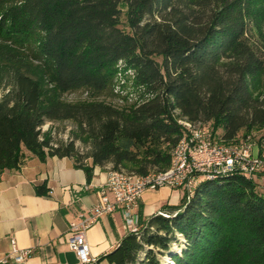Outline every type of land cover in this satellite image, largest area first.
<instances>
[{
  "label": "trees",
  "instance_id": "1",
  "mask_svg": "<svg viewBox=\"0 0 264 264\" xmlns=\"http://www.w3.org/2000/svg\"><path fill=\"white\" fill-rule=\"evenodd\" d=\"M263 20L264 0H0V179L26 151L74 158L88 180L110 164L165 170L181 117L220 127L214 135L227 144L264 130V39L250 35ZM120 62L133 71L136 100L116 91ZM65 121L88 152L45 129ZM163 211L101 259L264 264V195L248 175L202 179Z\"/></svg>",
  "mask_w": 264,
  "mask_h": 264
},
{
  "label": "crops",
  "instance_id": "2",
  "mask_svg": "<svg viewBox=\"0 0 264 264\" xmlns=\"http://www.w3.org/2000/svg\"><path fill=\"white\" fill-rule=\"evenodd\" d=\"M108 168L97 166L92 180L75 166L74 158L48 156L42 161L29 151L20 169L7 170L0 179V264H60V255L70 251V222L100 200ZM45 185L46 194L38 193ZM182 192L170 187L147 190L140 200L139 225L164 209L180 202ZM131 232L121 210L105 215L86 232L96 264ZM32 253L24 262L3 259L11 251V239Z\"/></svg>",
  "mask_w": 264,
  "mask_h": 264
},
{
  "label": "built area",
  "instance_id": "3",
  "mask_svg": "<svg viewBox=\"0 0 264 264\" xmlns=\"http://www.w3.org/2000/svg\"><path fill=\"white\" fill-rule=\"evenodd\" d=\"M183 133L171 152L167 169L140 174L126 169L108 168V177L100 190V200L93 207L70 222L69 247L74 251L77 264H96L91 254L87 230L105 215L121 210L131 232H138L140 200L147 190L170 187L190 194L202 179H214L230 172H241L249 177L264 170V158L254 154V146L247 138L234 143L217 141L205 124L187 118L178 119ZM159 214L168 216L167 211ZM32 253L21 248L15 238L11 239V251L3 259L8 263L24 262Z\"/></svg>",
  "mask_w": 264,
  "mask_h": 264
},
{
  "label": "rangeland",
  "instance_id": "4",
  "mask_svg": "<svg viewBox=\"0 0 264 264\" xmlns=\"http://www.w3.org/2000/svg\"><path fill=\"white\" fill-rule=\"evenodd\" d=\"M126 8L123 10V15H122V26L127 30L130 31V27L127 24V15L125 14ZM262 31L255 29L251 32V37L253 40H260L264 39V20L262 23ZM157 60L162 61L161 57H157ZM119 71L117 75V85H116V91L121 95L122 98L124 96H128L130 98V101L136 100L139 97V93L135 91V86L133 85V71L131 69H125L123 63H119ZM2 93V89L0 88V95ZM70 100H78L82 98L81 94H73L68 96ZM120 105L124 103L123 99H120L118 102ZM206 127L212 132L214 135V129L216 130V133L218 136L221 135L222 129L220 127H215L212 123H207ZM50 128L58 141H63V142H70L72 140L75 141L76 147L81 151V153H86L90 150L91 146L90 143H85L82 141L80 136L82 135L81 131L78 129L75 123L71 121H65V122H57V123H50L45 126V129ZM243 132L241 133V135ZM264 134V130H255L250 135L247 137L253 144L254 146V154H257L264 158V148L262 144L260 143V139L262 135ZM83 136V135H82ZM85 137V136H83ZM215 139L217 141H220L219 138H217L214 135ZM247 138L241 139V140H246ZM222 142V141H220ZM91 162V160H88ZM109 167H112L110 164ZM126 170H129L127 168H123ZM252 179L257 183V190L264 195V170L256 172L253 176ZM196 185L194 186L195 189ZM193 189V190H194ZM182 192V191H180ZM176 251L179 250L180 246L177 244H174L173 246ZM165 255L164 258V264H169L171 261L169 260L168 257Z\"/></svg>",
  "mask_w": 264,
  "mask_h": 264
},
{
  "label": "water",
  "instance_id": "5",
  "mask_svg": "<svg viewBox=\"0 0 264 264\" xmlns=\"http://www.w3.org/2000/svg\"><path fill=\"white\" fill-rule=\"evenodd\" d=\"M61 263L60 264H77L78 259L74 251H68L60 255Z\"/></svg>",
  "mask_w": 264,
  "mask_h": 264
}]
</instances>
